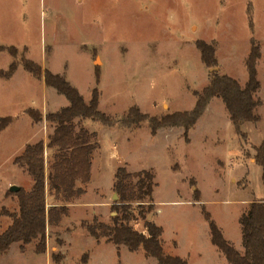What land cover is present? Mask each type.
<instances>
[{
    "label": "rangeland",
    "instance_id": "1",
    "mask_svg": "<svg viewBox=\"0 0 264 264\" xmlns=\"http://www.w3.org/2000/svg\"><path fill=\"white\" fill-rule=\"evenodd\" d=\"M251 39L260 48L256 98L261 106L256 122L241 124L245 138L235 131L218 98L188 131V141L182 129L152 136L146 123L140 128L120 126L131 106L157 117L193 108V92L208 84L213 71L200 61L197 40L214 42L215 71L243 85ZM10 47L17 50V61L29 59L64 76L85 101L96 87L98 110L113 126L82 122L98 134L100 147L85 194L69 205L57 227L46 228L45 253H35L37 241L24 252L16 243L0 255V264H157L142 250L124 249L118 257L116 247L96 244L81 228L93 217L110 222L112 182L119 167L154 174V222L162 227L167 255H188L190 264H226L210 243L202 208L224 239L242 248L238 219L250 203L264 198L263 169L254 162L257 148L264 144V0H0V49ZM12 61L6 50L0 52V70H7ZM95 67L100 68L97 85ZM66 104L21 65L11 79H0V119L12 118L0 132V209L3 205L8 213L16 212V196L9 188L27 190L33 183L13 159L25 144L51 133L44 122L32 123L26 110L55 112ZM196 195L199 201L192 202ZM7 223L0 215V233ZM131 226L146 233L140 218Z\"/></svg>",
    "mask_w": 264,
    "mask_h": 264
},
{
    "label": "trees",
    "instance_id": "2",
    "mask_svg": "<svg viewBox=\"0 0 264 264\" xmlns=\"http://www.w3.org/2000/svg\"><path fill=\"white\" fill-rule=\"evenodd\" d=\"M248 20L252 29L250 15ZM195 48L199 52L200 61L207 69L218 66L214 42L197 40ZM5 50L13 61L7 70H0V79H10L21 65L33 78L42 80L47 88H52L68 102L66 107L44 116L37 110H26L32 123L44 122L51 129V133L47 135L46 142L25 145L20 155L13 159V164L23 168L33 184L29 191L20 188L16 193L9 192L16 196V212L8 213L5 209L0 212V215L10 219V225L0 234V255L6 253L14 243L19 244V250L24 252L25 247L34 241H37L35 253L43 254L46 251V228L59 225L61 219L67 215L69 205L85 194V186L90 182L93 156L100 145L98 135L87 130L82 122L90 120L104 127H112L113 123L109 116L98 110L100 92L96 87L91 89L90 98L85 101L64 76L51 73L29 59L21 58L17 61V50L13 47L0 49V52ZM260 57V48L251 39L249 53L244 60L247 79L243 85L213 70L209 73L208 84L200 91L193 92L195 103L191 110L157 117L149 116L136 106H131L119 124L122 128L131 129L140 128L146 123L152 136L162 128H182L185 141H188V131L194 127L209 102L218 98L222 101L235 131L245 138L240 126L244 122H256L258 116L255 112L261 106V101L256 98L260 90L256 71ZM99 73L100 68L95 67L96 85ZM11 121V117L1 118L0 132ZM47 151L50 153L48 161ZM256 151L254 159L263 169L264 185V144ZM154 178L150 171L130 173L124 167L117 168L112 183V192L117 198L110 208L111 213H114L110 216V222H100L97 217H93L89 223L82 222L81 228L95 241L114 245L118 257V249L123 246L129 252L142 250L146 258L155 259L157 264H187L185 259L164 252L162 228L148 220V216L153 215L155 210L152 198ZM198 196L194 197V201H199ZM47 197L52 201L49 207ZM202 214L208 224L210 243L228 264H264V198L259 202L250 203L247 211L238 220L242 253L224 239L204 208ZM138 218L144 220L146 233L131 226V222ZM52 258L54 261L59 260L58 257Z\"/></svg>",
    "mask_w": 264,
    "mask_h": 264
},
{
    "label": "crops",
    "instance_id": "3",
    "mask_svg": "<svg viewBox=\"0 0 264 264\" xmlns=\"http://www.w3.org/2000/svg\"><path fill=\"white\" fill-rule=\"evenodd\" d=\"M11 79V78H10ZM8 80V79H7ZM42 81V80H41ZM42 83H43V81H42ZM43 85H44V83H43ZM45 86V85H44ZM46 87V86H45ZM47 88V87H46ZM52 89V88H51ZM55 91V90H54ZM56 92V91H55ZM57 94V93H56ZM66 100V99H65ZM67 101V100H66ZM68 105V102H67V104L65 105V106H62V107H60V109L61 108H63V107H66ZM33 110H35V109H33ZM38 111V110H37ZM58 111V110H57ZM39 112V111H38ZM56 112V111H55ZM48 113H53V112H41V114L44 116L45 114H48ZM173 113V112H172ZM169 114V113H168ZM32 122V121H31ZM38 124V123H37ZM103 126V125H102ZM174 129H182V128H177V127H172V128H162V129H159L157 132H156V135L160 132V131H164V133L165 132H167V131H169V130H174ZM183 131V130H182ZM92 132H95V131H92ZM96 133V132H95ZM97 134V133H96ZM98 135V134H97ZM45 138H39V139H37V141L35 142V143H37V142H39V141H43V142H45ZM98 141H99V138H98ZM34 144V143H33ZM25 145H27V144H25ZM25 145H24V147H25ZM24 147H23V149H24ZM22 149V150H23ZM22 150H21V152H22ZM46 155L48 156V155H50V153L47 151L46 152ZM252 161H254V160H252ZM255 162V161H254ZM91 167H92V165H91ZM143 171V170H142ZM133 172H138V171H133ZM90 173H91V170H90ZM113 183V182H112ZM33 184V183H32ZM32 184L30 183V186H29V189H27V190H25V191H29L30 190V188L32 187ZM10 185H14V184H10ZM7 191V190H6ZM4 192L3 193V199H2V201L3 202H5L6 200H7V198H6V193L7 192ZM9 191V190H8ZM114 195V194H113ZM152 198H153V195H152ZM50 200V199H49ZM10 201V200H9ZM47 207H49L51 204V201H48V197H47ZM154 201V200H153ZM192 202L194 201V199L193 200H191ZM11 202V201H10ZM14 202V203H13ZM78 202H79V200H78ZM194 202H196V201H194ZM12 203H13V208H16L17 209V207H18V205H17V199H16V197L14 198V201H12ZM154 203V202H153ZM71 205V204H70ZM154 208H155V206H154ZM2 209H5L4 208V206L2 205L1 206V209H0V212H1V210ZM155 215H156V212H155V210H154V216H153V218H152V220H153V222H154V217H155ZM2 217H4V218H7L8 219V223H7V225L5 226V228H4V230L10 225V219L7 217V216H4V215H1ZM239 220V219H238ZM157 226H159L156 222H154ZM160 227V226H159ZM162 228V227H161ZM4 230H2V232L4 231ZM1 232V233H2ZM0 233V234H1ZM162 236H163V230H162ZM92 238V237H91ZM163 240V239H162ZM95 241V240H94ZM95 243L96 244H110V243H106V242H104V241H99V242H97V241H95ZM163 243H165V241L163 240ZM16 243H14V244H12L11 246H10V248L13 246V245H15ZM110 245H112V244H110ZM114 246V245H113ZM242 246V245H241ZM115 247V246H114ZM9 248V249H10ZM8 249V250H9ZM127 250L125 247H123V246H120L119 247V249H118V251H119V253L121 252V251H123V250ZM177 249V247H176V245H175V247H173V250H176ZM7 250V251H8ZM217 250V249H216ZM238 252H240V253H242L243 252V248H241L240 250L239 249H236ZM20 251V250H19ZM115 251H116V248H115ZM128 251V250H127ZM139 251V250H138ZM117 252V251H116ZM137 252V251H136ZM7 253V252H6ZM220 253V252H219ZM220 255L222 256V254L220 253ZM175 256H177V255H175ZM177 257H180V258H182V259H185L186 257H184L183 255H178ZM223 257V256H222ZM189 258H190V256H188L187 255V258L185 259L186 260V262H187V264H190V262H189ZM224 258V257H223ZM224 260H225V258H224ZM156 262V261H155ZM225 262H226V260H225ZM157 263V262H156ZM226 264H228L227 262H226Z\"/></svg>",
    "mask_w": 264,
    "mask_h": 264
},
{
    "label": "water",
    "instance_id": "4",
    "mask_svg": "<svg viewBox=\"0 0 264 264\" xmlns=\"http://www.w3.org/2000/svg\"><path fill=\"white\" fill-rule=\"evenodd\" d=\"M212 70H216V68H214V69H212ZM19 187H17V186H11L10 188H9V192H11V193H16V192H18L19 191ZM116 195L114 194L113 195V200H116Z\"/></svg>",
    "mask_w": 264,
    "mask_h": 264
}]
</instances>
